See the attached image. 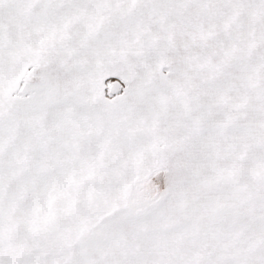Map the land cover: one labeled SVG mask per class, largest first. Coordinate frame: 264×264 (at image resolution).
Returning a JSON list of instances; mask_svg holds the SVG:
<instances>
[{"label":"snow or ice","instance_id":"1","mask_svg":"<svg viewBox=\"0 0 264 264\" xmlns=\"http://www.w3.org/2000/svg\"><path fill=\"white\" fill-rule=\"evenodd\" d=\"M0 264H264V0H0Z\"/></svg>","mask_w":264,"mask_h":264}]
</instances>
